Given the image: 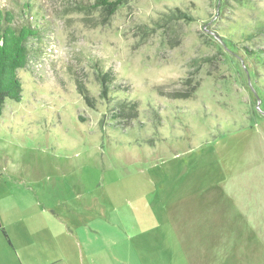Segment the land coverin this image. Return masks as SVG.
Instances as JSON below:
<instances>
[{"label":"rangeland","instance_id":"1","mask_svg":"<svg viewBox=\"0 0 264 264\" xmlns=\"http://www.w3.org/2000/svg\"><path fill=\"white\" fill-rule=\"evenodd\" d=\"M25 1L0 8L21 25ZM36 1L0 115V264H264V65L243 55L264 0ZM96 64L125 128L99 125Z\"/></svg>","mask_w":264,"mask_h":264},{"label":"trees","instance_id":"2","mask_svg":"<svg viewBox=\"0 0 264 264\" xmlns=\"http://www.w3.org/2000/svg\"><path fill=\"white\" fill-rule=\"evenodd\" d=\"M36 0H31L28 4L26 1L23 3L25 6V15H30V21L21 25L15 23L16 15L12 10L0 8V115L2 113L4 103L6 100L19 102L21 100L22 83L17 75V71L23 69L28 60V44L30 40L35 39L40 30L39 19H42L43 13L38 9ZM123 0H77L75 6L81 10H104L105 14L110 15L115 12L117 7ZM189 18L185 12L179 9L172 10L170 13H163L161 20L169 21ZM248 35L246 41L253 38L264 37V20L254 21L248 28ZM243 55L255 64L264 65V49H253L245 47ZM97 78L100 81L102 97L111 98L115 100V104L108 105L106 112L103 114L105 118L99 121L100 127L104 126L110 128L118 125L121 128L129 126L128 116L131 112V106L125 105L123 99L115 97L113 93V83L116 81L115 73H110L103 69L102 65H97ZM77 80V79H76ZM78 90L81 92L83 88L80 87V82L76 81ZM114 86V85H113ZM133 117V116H131ZM125 121H122L124 120ZM125 124V125H124ZM5 237V231L2 229Z\"/></svg>","mask_w":264,"mask_h":264}]
</instances>
